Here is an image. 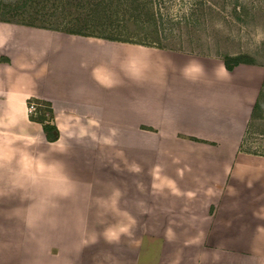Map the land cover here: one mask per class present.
Segmentation results:
<instances>
[{
    "label": "crops",
    "instance_id": "1",
    "mask_svg": "<svg viewBox=\"0 0 264 264\" xmlns=\"http://www.w3.org/2000/svg\"><path fill=\"white\" fill-rule=\"evenodd\" d=\"M263 78L0 20V264H264V155L240 149Z\"/></svg>",
    "mask_w": 264,
    "mask_h": 264
},
{
    "label": "rangeland",
    "instance_id": "2",
    "mask_svg": "<svg viewBox=\"0 0 264 264\" xmlns=\"http://www.w3.org/2000/svg\"><path fill=\"white\" fill-rule=\"evenodd\" d=\"M0 1L12 8L7 16H14L15 11L20 10L14 9L20 4L18 0ZM169 2L167 8L162 7L156 14L155 27L144 24V30L160 38L166 48L219 57L247 54L253 63L264 68V0ZM72 10L58 8L51 20L69 18L73 16ZM106 11L113 12V9L107 8ZM130 28L134 29L132 24ZM255 102L257 105L248 119L240 149L264 155V78Z\"/></svg>",
    "mask_w": 264,
    "mask_h": 264
},
{
    "label": "trees",
    "instance_id": "3",
    "mask_svg": "<svg viewBox=\"0 0 264 264\" xmlns=\"http://www.w3.org/2000/svg\"><path fill=\"white\" fill-rule=\"evenodd\" d=\"M14 16L6 13L12 9L9 4L0 1V20L23 23L32 26L62 30L69 33L97 36L110 40L126 41L155 47H165L157 36L149 35L144 24L155 27L156 14L162 7H168L170 0H18ZM37 8H35V7ZM29 8L32 9L29 10ZM73 8L69 18L57 17L56 10ZM112 8L113 12L106 11ZM13 9V10H14ZM155 11V12H154ZM16 16V17H15ZM119 17L114 19L115 17ZM162 21V20H161ZM131 24L134 29H131ZM226 69H232L238 63H253L247 54H225L222 57ZM37 112L31 118L42 123L45 136L49 140L57 138L58 131L54 124L49 123L50 105L45 101L34 100ZM254 103L250 117L256 107Z\"/></svg>",
    "mask_w": 264,
    "mask_h": 264
},
{
    "label": "built area",
    "instance_id": "4",
    "mask_svg": "<svg viewBox=\"0 0 264 264\" xmlns=\"http://www.w3.org/2000/svg\"><path fill=\"white\" fill-rule=\"evenodd\" d=\"M37 103L33 100V99H28L26 104H25V108H26V112L29 116H33L36 114L37 112Z\"/></svg>",
    "mask_w": 264,
    "mask_h": 264
}]
</instances>
